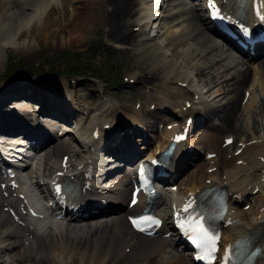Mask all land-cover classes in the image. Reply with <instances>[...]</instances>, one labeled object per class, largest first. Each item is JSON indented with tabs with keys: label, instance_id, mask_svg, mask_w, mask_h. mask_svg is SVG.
<instances>
[{
	"label": "bare ground",
	"instance_id": "6f19581e",
	"mask_svg": "<svg viewBox=\"0 0 264 264\" xmlns=\"http://www.w3.org/2000/svg\"><path fill=\"white\" fill-rule=\"evenodd\" d=\"M88 1L0 0V64L2 53L6 52V49L30 50L32 47H37L39 40L46 42L54 40L57 45L68 48L75 55L91 53L97 44L92 42L90 34L97 35L102 29L103 36L114 43L125 46L135 42L133 51L138 62L142 63L135 64V69L139 72V76L135 79L137 82L135 94L145 91L148 86L152 88L154 85L157 89L158 80L162 81V84L158 85L159 90L149 89L148 93L144 92L146 100L154 103L156 109L132 110L127 106L120 115L125 117V114L127 116L132 112L130 120L132 123L114 122V118H111V121H104L108 119L114 106L109 104L104 107L101 101L100 107H104L102 111L98 107L97 110L100 112L93 114L88 121L84 117L76 121L81 126L79 130L82 136L76 139L78 143L76 147L68 134L70 131H75L68 122H71V117L76 116V112L68 106V102L77 100L82 103L85 102L84 99L74 94L63 98L57 89L53 93H48L49 82H42L39 78L31 80L22 77L9 84L1 81L0 133L9 137L2 140L21 143L23 139L13 140V137L22 135L31 146L35 148L44 146V150L47 151L46 156L42 155L38 163L40 166L46 165V172L35 182L34 188L37 193L40 196L54 198L53 190L61 186L60 181L77 185L83 181L84 191H79L74 198L69 197L63 201L57 198L51 204L40 205L34 199L35 196L27 198L25 195H18L16 199L9 197L13 195V189L9 186L12 180L18 182L22 190H25L28 183L33 182L32 178H20L14 168L10 171L14 173L13 177L3 179L0 176V184L5 182V188H0V264H193L190 255L187 257L188 253L175 249V245L182 246L178 238L144 237L129 229L127 214L140 211L143 202L142 198H139L135 205L128 206L129 196L126 189L131 184L132 174L123 169L122 162L128 161V167L133 170L135 164L132 162L135 157L140 154L141 149H146L151 144L149 135L144 131L143 120L151 122L146 123V128L151 133L156 130L153 119L158 120L159 123H166L161 135L155 139V147L140 158L145 161L161 149L167 139L181 128L185 118L191 116L194 120L189 124L185 142L177 145V149L184 147V151L180 153L178 159L176 158L172 175L182 171L194 159L195 154L197 159L201 158L199 153L192 150L200 148L203 138L209 150L205 152L206 156H203L204 159L197 164L189 178H185L180 185L174 184L173 181L167 182L162 195L155 199V214L166 223V228L160 229L159 232L163 234L168 230L167 226L170 225L168 210L172 208L175 211L179 210V207L189 205L202 189L212 185L219 186L226 192L229 205L227 213L219 224L223 245H229L235 238L234 230L239 229V234L242 233L252 244L261 247L263 255L255 264H264V181H258V177L264 176V139L259 143L244 146L239 155H234L230 153L232 145L225 146L226 140L230 138L229 135L222 138L220 145L214 141L215 134L206 129L199 137L191 136L196 125L208 127L213 131L226 126L235 113L238 94L247 84L246 70L240 72L235 79L233 76L220 77L218 84L222 92L231 91L235 94L226 106L199 110L194 100L195 92L172 86V83L186 82L188 73L183 71L182 67L187 66L197 57H203L206 51L217 47V43L208 33L212 25L201 12H197L195 6L186 2L179 3L177 13L170 20L171 24L167 31L170 35L168 43L171 47V56L175 57V60L181 59V63L177 65L176 61L158 54L157 44H154V48L149 53L145 54L142 51L143 45L146 44L143 37L144 27L153 16L158 17L161 14L156 9L158 0L144 4L140 9H136L140 0H98L95 11H91L92 7L89 6ZM252 1L249 0L251 6L247 5V15L248 21L254 24ZM30 8L32 13L28 14ZM103 8L106 13H103ZM159 8L160 5L158 11ZM134 9L137 16L135 25L143 26L139 27V35L135 36L130 26ZM145 16L146 20L143 19ZM24 36H29L31 41H26ZM256 46L252 54L249 51L242 54L250 63L264 55V44H256ZM122 48V52L128 49V47ZM207 62L209 63V60ZM196 68L201 76L212 83L216 82V77H219L211 71L212 63L206 68H202L201 65H196ZM252 68L253 75L249 88L253 89L257 86L264 94V58L258 61L257 67ZM151 91L154 92L150 93ZM253 101L254 97L251 95L249 103ZM187 102L190 103L189 107H186ZM34 104L39 106V113L45 112L49 114L48 117L55 120L43 121L42 118V123L44 122V126L49 129L37 126L38 130H32L33 124L27 115L29 112L32 113L33 107L35 109ZM167 105L173 106V109H169ZM262 108L264 110V104ZM213 119H217L220 126L211 124L210 121ZM59 122L63 123L64 128L60 134L57 133V128L61 126ZM99 123H102L101 126H97ZM105 123H108L107 128L102 127ZM96 133L100 134V138L107 137L108 141L105 145L95 139ZM109 136L114 141L111 144H109ZM41 154H43L42 150ZM49 154L53 156L50 160ZM260 157L263 162L260 161ZM47 159L48 162L45 161ZM1 160L0 155L2 173L3 167L6 170L12 166H4ZM5 170L3 172H6ZM26 170H18L17 173ZM256 171H260L257 177ZM115 172L117 173L114 174ZM106 177L109 178L105 179ZM105 182L108 184H104ZM255 187H260V192L255 196L256 208L243 210L242 203L249 196H253ZM5 192L8 195H5ZM91 197L101 199L102 203L116 198L119 199V205L115 209L106 207L90 211L81 216L84 220L108 217L117 212L121 214L116 223L100 227L99 238L95 239L97 229L88 230L91 232L89 238H73L70 236L66 217L72 212L76 213L75 205ZM172 212L174 211L171 210ZM29 215L33 216V220ZM231 219L237 220L238 223L229 222Z\"/></svg>",
	"mask_w": 264,
	"mask_h": 264
},
{
	"label": "rangeland",
	"instance_id": "374dc122",
	"mask_svg": "<svg viewBox=\"0 0 264 264\" xmlns=\"http://www.w3.org/2000/svg\"><path fill=\"white\" fill-rule=\"evenodd\" d=\"M181 2H186L195 6L197 12H201L205 15L202 8L203 1L163 0L158 11L161 13L159 14L160 16L144 27L145 32L143 37L145 38L146 44L143 45L144 49H142V51H144L145 54L149 53L154 48V44H157L158 54H163L171 59V61H176L177 65L181 63L180 58L175 60V57H172L170 54L171 47L168 43L170 35L167 33L168 27L171 24L170 20L172 16L177 13V7ZM97 3H99L98 0L88 1L89 6L92 7L91 11L96 10L98 6ZM148 3V0H140V4L137 5L136 9H140L144 4ZM105 4L106 2H104V5ZM74 5L76 4L74 3ZM103 9V13H106L105 8ZM27 13L31 14L32 8L28 9ZM136 19L137 16H135L134 9V13L130 18V26L134 36L139 35V30L142 27L141 24L135 25ZM208 33L215 40L214 36L209 31ZM97 36H99L98 39ZM90 37L92 42L97 44V47L94 48L95 50L93 49L94 51L91 53H80L75 55L69 51L68 48L57 45L54 40H49L48 42L39 40L37 42V47H32L30 50L22 49L15 51L11 48L6 49V52L2 53V62L0 64V83L3 81L9 84L22 77L31 80L39 78L42 82H49L47 85L48 93H53L57 89L63 98H68L74 94L78 98L84 99L85 102L82 101V103L77 100L68 102V106L76 112V116L71 117V122H68V124H73L80 117H84L86 121H88L93 114L102 111L103 108L109 104H113L114 109L109 113L108 119L104 121H111V118H114V122L123 121L129 124L132 123L130 122L132 112H129L127 116L125 114L124 117L120 115V112L124 111L123 108L130 106L132 110L144 108L153 111L156 109L154 103L146 100V94H144V92L148 93L149 89L159 90L160 88L158 85L160 83L162 84L161 80L157 82V89L154 85L152 88L148 86L145 91H140L139 94H135V84L137 83L135 79L139 76V72L135 69V64H142L140 61L138 62L135 51H133L135 49V42L125 46L114 43L103 36L102 29L98 31L97 35L91 33ZM24 39L26 41H31L29 36H24ZM215 42L217 43V47H214L210 51L208 50L209 52L206 51L203 57H197L193 59L192 62H189L187 66L182 67V70L188 73L186 82H183L186 85H181L183 83H172V86L187 88L191 92H195L194 100L197 104L196 106L199 110L204 111L213 107L226 106V104L234 98L235 94L231 91L222 92L221 86L218 84L219 81L221 78H229L231 76L235 79L240 72L246 70L245 72L248 75L247 84L238 94L235 113L229 119L226 126H222V129L213 131L209 130L208 127L203 128L202 126L196 125L191 134V136L196 138L199 137L205 129L212 131V133L215 134L214 141L219 145L222 144V138L229 135L233 142L226 145H232L230 153L232 152L235 155H239L242 148H237V146L241 142H243V145H249L259 143L264 139V110L262 108L264 104V94L260 92L257 86H254L253 89L249 88L253 75L252 67H257L258 61L264 58V55L256 58L250 63L243 55L231 51L227 44H221L218 39H216ZM122 47H128V49L122 52ZM208 60L209 63H212L211 71L216 76H219L218 78L216 77V82L214 83L210 82L206 77L201 76L196 68V65H201L202 68H206L209 64L207 62ZM225 73L227 74L222 76ZM163 86L165 85L163 84ZM153 92L154 91H151L150 93ZM251 95L254 97L253 103H249ZM101 101L104 107H100L99 102ZM39 106L35 105V109L33 107L32 113L29 112L27 115L30 122L33 124L31 128L32 130H38L37 126H39L40 128L49 129L44 126V122L42 123V118L43 121L46 119L51 121L55 120L48 117L49 114L47 115L45 112L39 113ZM98 107L100 111L97 110ZM167 107H169V109L171 108V110L173 109L171 105H167ZM201 115L203 114L201 113ZM143 121L144 131L149 135L151 144L148 148L141 149L140 154L135 158L151 152L156 144L155 139L161 135L162 130L166 127L165 122L159 123L158 120L153 119L156 130L154 133H151V131L146 128V123L148 121ZM210 123L220 126L217 119L211 120ZM59 124L63 125V123L60 122ZM101 124L102 123H99L97 126H101ZM102 127L107 128L108 123H105ZM61 132L62 126H59L57 128V133L60 134ZM68 134L70 139L73 140V145L77 146L78 143L76 139H74V136H72L71 133ZM101 138L104 140L105 145L108 141L107 137L101 136ZM135 138H137V136H135ZM113 142L114 141L110 137L109 144ZM206 146V141H204L203 138L200 143V148L192 150L195 153H199L201 158L197 159L195 154L193 156L194 159L186 165L178 175H175L174 184L180 185L185 178L191 176L197 164L204 159L203 156H205V152L209 150ZM60 152L63 153V151ZM224 154L226 153L224 152ZM52 157L53 156H51V158ZM260 161H262L261 157ZM255 173L257 177L260 171H256ZM258 181H264V176L258 177ZM246 185L248 186V184ZM259 188L255 187L252 192L253 196H249L244 200L242 203L243 210H254L256 208L255 196L260 192ZM13 197L14 195L11 196V198ZM92 201H98V198H88L81 205L85 206ZM174 247L181 251L180 247Z\"/></svg>",
	"mask_w": 264,
	"mask_h": 264
},
{
	"label": "snow or ice",
	"instance_id": "6c2138e0",
	"mask_svg": "<svg viewBox=\"0 0 264 264\" xmlns=\"http://www.w3.org/2000/svg\"><path fill=\"white\" fill-rule=\"evenodd\" d=\"M217 15H219L217 13ZM242 32H244V29H242ZM246 35V33H245ZM231 142V141H229ZM59 191V189H58ZM133 203H135V200H133ZM189 206L186 205L183 209L184 212L188 211ZM132 224L138 229L143 231L144 229L141 227L143 223H150L152 225H157L159 223L158 220L154 219L153 217L143 216L140 218H130ZM181 227H185L187 231H189L192 234V243L195 244L198 248L206 249L209 254L215 252V240L217 237L213 234H210L209 230L204 227L202 223L197 224L196 221H189L187 224L181 223ZM206 257H201V259H205ZM226 261L228 259V256L226 254L225 257ZM208 264H211V260L208 261Z\"/></svg>",
	"mask_w": 264,
	"mask_h": 264
}]
</instances>
